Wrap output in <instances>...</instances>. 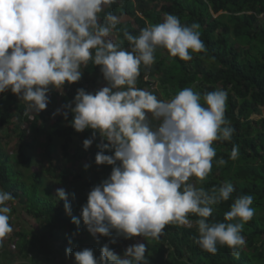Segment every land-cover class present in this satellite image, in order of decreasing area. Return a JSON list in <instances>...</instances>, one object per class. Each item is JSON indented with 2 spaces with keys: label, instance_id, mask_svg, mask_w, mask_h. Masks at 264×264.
Segmentation results:
<instances>
[{
  "label": "clouds",
  "instance_id": "clouds-1",
  "mask_svg": "<svg viewBox=\"0 0 264 264\" xmlns=\"http://www.w3.org/2000/svg\"><path fill=\"white\" fill-rule=\"evenodd\" d=\"M114 2L0 0V93L10 90L37 114L47 108L50 89L59 91L65 83L78 82L90 61L99 66L107 86L94 94L78 89L75 106L70 107L71 127L77 133L90 129L93 138L98 134L107 142L98 145L95 164L112 166L109 177L89 192L81 208L89 233L111 237L109 243H115L113 230L126 239H157L168 224L195 225V242L203 251L215 255L219 245L238 257L246 243L244 224L255 213L254 196L237 195L223 222H209L214 207L232 199L235 188L225 182L206 190L190 182L193 177L202 182L210 174L216 156L213 142L232 139L234 129L225 117L227 93L201 95L185 87L162 100L136 86L141 66L155 63L158 47L181 61L206 51L200 25H183L175 15L165 14L163 22L148 24L138 35L123 30L120 40V17L105 12ZM124 41L130 51L122 46ZM93 138L83 141L85 150ZM109 148L113 154H104ZM238 155L234 145L230 158ZM216 163L224 166L227 161L220 158ZM57 198L66 200L63 188L57 189ZM14 199L0 189V246L13 231L9 202ZM64 210L71 212L67 202ZM73 223H78L75 217ZM146 250L145 243H137L121 256L104 244L98 258L87 248L72 255L75 264H148Z\"/></svg>",
  "mask_w": 264,
  "mask_h": 264
},
{
  "label": "trees",
  "instance_id": "trees-1",
  "mask_svg": "<svg viewBox=\"0 0 264 264\" xmlns=\"http://www.w3.org/2000/svg\"><path fill=\"white\" fill-rule=\"evenodd\" d=\"M109 11L133 21H120L117 25L120 40H123V30L138 35L148 24L163 22L165 14L175 15L183 25L190 26L194 22L200 25V39L206 51L192 53L190 61H181L158 47L155 63L150 67L141 66L136 86L146 89L152 83L145 79H156L161 92H151L162 100H170L185 87H192L201 95L224 90L227 93L225 117L234 129L232 139L214 141L216 156L210 174L202 182L194 177L190 180L206 190L219 188L225 182L232 183L235 188L232 199L214 207L209 222H223L224 213L230 210L237 195L254 196L251 207L255 213L244 224L242 235L246 243L239 249L238 257L233 256L229 248L219 245L215 255L203 251L195 242L198 238L196 226L188 228L172 223L165 226L159 238H146L148 264H264V0H115L107 6L105 12ZM122 46L131 50L127 41ZM99 78H103L100 67L90 61L82 67L81 79L63 88L62 94L50 89L48 93L52 97L47 108L34 115L28 114L26 102L20 101L10 90L0 93V129L3 132L0 136V189L15 198L9 202L12 205L9 222L12 226L13 215L22 212L40 223L38 230L23 228L15 234L14 254L21 264H75L72 253L86 248L92 249L97 258L100 255L102 248L83 238L84 234L88 240L94 237L88 234L81 219V208L87 197L82 200L80 192L86 188L91 191L107 179L112 166L95 164L98 145L105 143L98 134L93 138L90 129L77 133L71 127L70 112V107L75 106L73 100L77 90L94 94L84 83ZM57 109L61 112L54 116ZM64 113H68L67 118ZM257 115L262 118L254 119ZM46 124L44 155L49 158L58 145L64 157L60 167L45 168V173L57 179L56 185L40 173H30L35 159L27 130L38 135ZM13 135L19 142L17 169L3 150ZM89 138H93V143L85 150L83 141ZM234 145L239 150L235 160L230 158ZM73 147L74 152L70 154ZM104 154L112 155L113 152L109 148ZM220 158L227 161L226 165H217ZM86 161L89 162L87 169L82 166ZM78 168L83 171L77 178L84 179L92 168H102L101 177L90 179L75 189L73 181L69 180ZM57 187L65 190L66 200L57 198ZM66 202L70 205V214L64 210ZM74 217L78 223H73ZM189 218L198 219L194 215ZM114 234L113 230L112 236ZM4 243L0 246V258L11 255L3 253Z\"/></svg>",
  "mask_w": 264,
  "mask_h": 264
},
{
  "label": "rangeland",
  "instance_id": "rangeland-1",
  "mask_svg": "<svg viewBox=\"0 0 264 264\" xmlns=\"http://www.w3.org/2000/svg\"><path fill=\"white\" fill-rule=\"evenodd\" d=\"M107 9V6H105V11ZM164 18V16H163ZM261 20H263V17H260ZM120 21L122 22H126V23H133L132 20H130L129 18H120ZM115 38V37H114ZM145 81L147 82H151L152 85L151 86H146V90L148 91H153V92H161V88H159L158 83L156 82V79H151L148 80V78L145 79ZM82 82V81H80ZM84 83V82H83ZM84 84L87 85L88 89H91L92 92H96L100 89H102L103 87L107 86V83L104 81L103 78H99L97 80H90L88 83L85 82ZM68 83H65L64 86L62 87L61 90H55L57 93L62 94L63 93V88H65L66 86H68ZM24 102V101H23ZM28 114L29 115H34L35 112L32 110L28 109ZM263 117H264V112H263ZM262 116H254V119L258 120L261 119ZM49 124V122H48ZM26 128V126L24 127ZM46 128H47V124L45 125V127H41V132L38 135H33L32 132L30 130H27V136H28V140L32 141L33 143V154H34V165L30 170V173H40L42 175H44L48 180H50L51 184L56 185V181L57 179L52 177L51 175L45 173V168H47L48 166H59L60 167V163L63 165V161H64V157H63V153L61 150V147L56 145V147L53 148L51 155L49 158H47L44 155V151H43V146L46 140ZM3 135L2 130L0 129V136ZM33 138H35V140H33ZM77 143H80L79 140L77 139ZM104 143H107L106 141H104ZM18 139L16 136H12L11 141L9 144L5 145L3 148L4 152L11 157V163L15 165V160H16V155H17V151H18ZM75 147H73L72 149H70L69 153L72 154L74 152ZM89 162L86 161L84 162V164L82 166L88 165ZM16 169L18 168L17 165ZM82 169L78 168L76 170V172L74 173V176L72 178H70L69 181H73V186L75 189H79L82 185H84L85 183H87L88 180L90 179H95L97 177H101V171L102 168L100 169H95L92 168V170L86 175V177L84 179H80L77 178L81 173H82ZM190 182L194 183L195 186H198V183L196 181L190 180ZM57 189H59V187H57ZM91 188H86L85 190H82L80 192V198L82 200H84L89 192H90ZM12 205L9 203V207H11ZM195 226V225H194ZM12 227H13V231L12 233L9 234V236H11V238L6 241L4 244L5 246V250L3 251V253H9L11 254L10 256H3L0 258V264H10L11 263H15V264H21V261L15 257V254L13 250H11V245L12 243H14L16 241L15 239V234L21 230V229H32V230H38L40 228V223H38L34 218L28 216L25 213L19 212L13 215L12 217ZM89 235L93 236L92 234L88 233ZM87 234L83 235V238L86 240V242H90V243H94L99 247H103L104 244H109V247L111 250H113L116 254L123 256L125 250L132 245H135L137 243H147V239L137 236L134 239H130V238H124L122 235L121 236H117V234L115 233L112 237H115L116 242L115 243H109V240L111 239V237L106 238V237H94L91 240H88L86 237ZM28 264V263H27ZM68 264H72L71 262H69Z\"/></svg>",
  "mask_w": 264,
  "mask_h": 264
},
{
  "label": "built area",
  "instance_id": "built-area-1",
  "mask_svg": "<svg viewBox=\"0 0 264 264\" xmlns=\"http://www.w3.org/2000/svg\"><path fill=\"white\" fill-rule=\"evenodd\" d=\"M84 87L87 88V85H84ZM47 95H48V98L51 99V97H52L51 94L48 93ZM10 238H11V236L8 235L7 237L4 238L3 241L6 242V241H8ZM11 250L16 251V242L12 243V245H11Z\"/></svg>",
  "mask_w": 264,
  "mask_h": 264
}]
</instances>
